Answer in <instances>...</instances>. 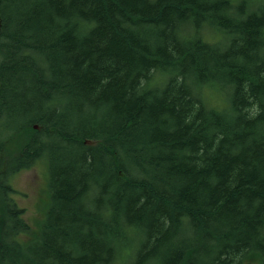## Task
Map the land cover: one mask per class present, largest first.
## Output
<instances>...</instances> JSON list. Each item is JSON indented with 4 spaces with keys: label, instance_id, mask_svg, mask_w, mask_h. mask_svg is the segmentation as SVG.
I'll return each instance as SVG.
<instances>
[{
    "label": "trees",
    "instance_id": "16d2710c",
    "mask_svg": "<svg viewBox=\"0 0 264 264\" xmlns=\"http://www.w3.org/2000/svg\"><path fill=\"white\" fill-rule=\"evenodd\" d=\"M1 118L0 264H264V0H0Z\"/></svg>",
    "mask_w": 264,
    "mask_h": 264
},
{
    "label": "rangeland",
    "instance_id": "374dc122",
    "mask_svg": "<svg viewBox=\"0 0 264 264\" xmlns=\"http://www.w3.org/2000/svg\"><path fill=\"white\" fill-rule=\"evenodd\" d=\"M211 32L212 31H207V34L212 35ZM207 94L210 104H221L220 95H217V92L211 91ZM11 122L12 121L8 122L4 118L0 119V142L11 132ZM20 142H16L13 139L5 142L1 153L0 170L10 169L8 158L10 155L15 154ZM47 169L46 160L44 158H38L29 168L20 169L7 176V182L13 189L9 194L17 205L23 208V216L31 225L32 231L38 229L49 202ZM122 264H126V262Z\"/></svg>",
    "mask_w": 264,
    "mask_h": 264
}]
</instances>
